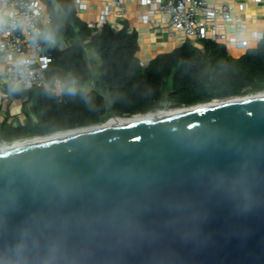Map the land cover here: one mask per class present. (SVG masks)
<instances>
[{"label": "water", "instance_id": "water-1", "mask_svg": "<svg viewBox=\"0 0 264 264\" xmlns=\"http://www.w3.org/2000/svg\"><path fill=\"white\" fill-rule=\"evenodd\" d=\"M0 264H264V96L2 144Z\"/></svg>", "mask_w": 264, "mask_h": 264}, {"label": "trees", "instance_id": "trees-1", "mask_svg": "<svg viewBox=\"0 0 264 264\" xmlns=\"http://www.w3.org/2000/svg\"><path fill=\"white\" fill-rule=\"evenodd\" d=\"M57 45L46 74L48 87L21 93L32 103L25 124L0 127V141H15L131 117L264 91V37L239 56L212 40H187L159 52L142 66L137 29L127 20L116 30L95 33L74 0H43ZM86 42L99 57L94 86ZM60 44V45H59ZM74 82L76 92L66 85Z\"/></svg>", "mask_w": 264, "mask_h": 264}, {"label": "built area", "instance_id": "built-area-1", "mask_svg": "<svg viewBox=\"0 0 264 264\" xmlns=\"http://www.w3.org/2000/svg\"><path fill=\"white\" fill-rule=\"evenodd\" d=\"M129 0H74L80 11H92L97 6V18L86 21L95 33L105 24L116 30L124 26L130 13ZM138 6L137 20L148 26L150 32L156 31L160 37L168 36L185 43L187 40H212L216 43L233 44L240 49L253 47L264 32L253 31L249 34L245 16L239 15L229 0H135ZM259 2L260 0H254ZM16 9L27 24L44 27L50 23L43 0H14ZM129 22V21H128ZM132 29L135 25L129 22ZM232 26V32L227 29ZM31 31L30 28L27 29ZM57 39L53 45H57ZM28 58L25 75L15 70V62ZM53 61V55L43 41L33 42L21 28L5 29L0 32V90H9L15 94L48 87L46 71ZM146 66V62H141ZM12 81H20L18 89L10 88ZM22 140V139H18ZM15 140V141H18ZM15 141L1 140L2 143Z\"/></svg>", "mask_w": 264, "mask_h": 264}, {"label": "crops", "instance_id": "crops-1", "mask_svg": "<svg viewBox=\"0 0 264 264\" xmlns=\"http://www.w3.org/2000/svg\"><path fill=\"white\" fill-rule=\"evenodd\" d=\"M229 2L234 4L235 11L239 15L245 16L250 35L255 30L264 32V0H260L259 2H255L254 0H229ZM128 4L130 7L128 21L135 25L139 33L141 46L140 57L142 61L148 63L159 52L170 51L174 47L182 44L178 39L169 38L165 35L160 37L161 35L156 33V31L150 32L147 25L137 20L138 6L136 5V1L129 0ZM97 14V6L92 11L79 12V15L85 21L97 18ZM227 29L232 32V26H227ZM256 44L255 42L252 43L253 46ZM225 46L235 56H239L245 52V49H240L233 44H227ZM1 91L3 94L0 95V124L11 125L12 123L16 124L18 122L24 123L26 122L27 115H33L32 103L27 102L28 97L22 94L12 93L9 90Z\"/></svg>", "mask_w": 264, "mask_h": 264}, {"label": "clouds", "instance_id": "clouds-1", "mask_svg": "<svg viewBox=\"0 0 264 264\" xmlns=\"http://www.w3.org/2000/svg\"><path fill=\"white\" fill-rule=\"evenodd\" d=\"M26 21L19 14L16 9L14 0H0V32L5 29L21 28L26 31L29 39L33 42L43 41L49 45H53L56 41V32L53 28L45 25L44 27H37L34 24H27ZM30 28L31 31L28 32L27 29ZM31 61L26 57H21L15 62V70L20 76H24L27 71V66ZM2 71V70H0ZM20 81H12L10 83V88L13 90L18 89ZM66 91L70 95H74L76 88L74 82L66 85Z\"/></svg>", "mask_w": 264, "mask_h": 264}, {"label": "bare ground", "instance_id": "bare-ground-1", "mask_svg": "<svg viewBox=\"0 0 264 264\" xmlns=\"http://www.w3.org/2000/svg\"><path fill=\"white\" fill-rule=\"evenodd\" d=\"M261 96H264V92H260L259 94H253V95L251 94V95L246 96V97H232V98H228V99H216V100H213L210 102L199 103V104L192 105V106H185V107H180V108L171 109V110L163 109V110H158V111H154V112H149L147 114H138V115H134L131 117H112V118L106 120L105 122L95 124V125H91V126L69 129V130H64V131H58V132L46 134V135H38V136L31 137V138L18 140V141H15L13 143H2V144H3L4 148L28 145V144H32V143H36V142H40V141L64 137V136L73 135V134L97 129L100 127H104V126L109 124V121L111 122V124H124V123L139 121V120H147V119H150V118H153L156 116L173 115L176 113L189 111V110L197 109V108L204 107V106L231 103V102L240 101V100L253 99V98L261 97ZM2 144H0V149L2 147Z\"/></svg>", "mask_w": 264, "mask_h": 264}, {"label": "rangeland", "instance_id": "rangeland-1", "mask_svg": "<svg viewBox=\"0 0 264 264\" xmlns=\"http://www.w3.org/2000/svg\"><path fill=\"white\" fill-rule=\"evenodd\" d=\"M86 47H87V58H88V60L90 62V65H91V71H92V77H93V83L91 84V86H94V83L96 81V78L99 76V73H100L99 72V64H100V61L98 59V55L96 56V54L94 52V49L91 47V45L89 44V42H86ZM1 94H3V93L0 90V95ZM226 99H228V98H226ZM176 108H180V107H175V108L165 107V108H162V109L171 110V109H176ZM29 138H31V137H29Z\"/></svg>", "mask_w": 264, "mask_h": 264}, {"label": "flooded vegetation", "instance_id": "flooded-vegetation-1", "mask_svg": "<svg viewBox=\"0 0 264 264\" xmlns=\"http://www.w3.org/2000/svg\"><path fill=\"white\" fill-rule=\"evenodd\" d=\"M19 124H25V122H24V123L18 122V123H16V124L12 123L11 125H13V126H18ZM2 125H3V124H0V127H1ZM5 125H8V124H5Z\"/></svg>", "mask_w": 264, "mask_h": 264}]
</instances>
